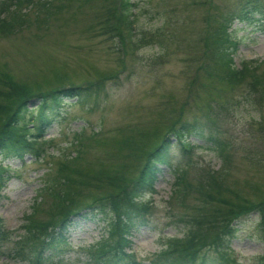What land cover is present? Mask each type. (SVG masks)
Returning <instances> with one entry per match:
<instances>
[{
	"label": "rangeland",
	"instance_id": "374dc122",
	"mask_svg": "<svg viewBox=\"0 0 264 264\" xmlns=\"http://www.w3.org/2000/svg\"><path fill=\"white\" fill-rule=\"evenodd\" d=\"M81 1H63L61 9L46 20L36 19L31 8L28 25L0 32L3 81L43 90L61 84L85 85L107 76V92L98 99L65 100L62 114L34 143L32 151L39 149L41 155L30 152L21 160H6L9 176L1 190L0 218L11 234L0 244V264H28L12 257L10 250L34 202L44 196L43 211L38 213L43 218L51 204L46 189L70 178L74 164L67 160L77 154L73 162L91 182L80 198L107 194L115 184V180L108 182L110 178L116 176L119 184L135 177L146 153L170 126L182 121L219 120V137L228 144V159L197 137L191 139L194 149L187 155L170 135L171 162L184 168V181L191 184V191L177 201L173 191L178 172L163 167L155 190L143 197L152 226L139 227L133 236L132 253L142 264H149L168 237L183 234V222H177V216H189L198 205L211 207L204 187L210 174H222L217 196L264 199V101L257 94L249 95L246 82L250 79H231L222 68L212 71L210 64L215 60L207 47L211 30L239 0H133L132 41L140 40L139 47L125 38L124 28L122 40L92 28L102 0H84L79 10ZM231 29L238 41L234 68L250 64L256 66V74H263L264 29L238 21ZM29 102L31 109L38 104L37 98ZM222 108L228 111L222 113ZM64 163L68 167L59 171ZM68 185L75 190L72 183ZM258 219V213L252 212L234 224L231 246L240 264H253L264 253V243L255 231ZM101 235L102 226L95 218L76 219L70 244L57 264H84Z\"/></svg>",
	"mask_w": 264,
	"mask_h": 264
},
{
	"label": "trees",
	"instance_id": "16d2710c",
	"mask_svg": "<svg viewBox=\"0 0 264 264\" xmlns=\"http://www.w3.org/2000/svg\"><path fill=\"white\" fill-rule=\"evenodd\" d=\"M63 1L65 0H2L0 32L14 31L28 25V12L31 8L36 19L41 17L46 20L53 12L61 9ZM83 2L84 0L77 5L79 10ZM134 6L133 0H102V9L95 15L92 28L112 37L120 36V40L123 39L124 28L127 32L125 38L128 37L131 42V13ZM235 21L264 29V0H239L236 7L223 15L222 20L211 30L207 46L215 60L210 64L211 69L215 72L222 68L231 79L237 81L250 79L246 82L249 95L257 94L263 102L264 73L256 74V66L250 64H243L240 69L233 66V55L238 43L231 29ZM139 41L133 40L132 45L139 46ZM144 41L142 38L141 42ZM98 78L85 85L61 84L43 90L37 85H13L0 79V86L3 87L0 88V101H3L0 102V199L5 173L4 162L13 158L20 160L25 154L32 152V143L62 114L66 99L96 100L102 93H106L104 85L107 76L103 80ZM32 98L38 100L34 109L29 108ZM227 111L222 108V113ZM218 122L215 118L195 119L170 126L168 132L146 153L135 177L118 184V178L114 176L108 181L110 183L115 180L111 192L93 196L89 194L84 200L80 198L81 190L91 185V182L77 168V163L73 162L78 158L76 154L73 160H67L74 164L69 168L70 178L66 176L50 186V189H46L51 204L44 217H38V213L43 211L42 195L32 205L31 212L24 217L23 232L14 241L10 255L28 264H45L49 261L57 264L60 262V255L70 244L69 234L75 227V220L95 218L102 226V235L89 249L84 264H141L132 253L133 236L139 227L152 226L153 220L147 212V204L143 203V197L155 190L154 186L163 167L178 172L173 191L177 201L181 202L191 191V184L184 181V168L173 166L171 162L173 145L170 135L175 136L177 145L187 155L192 154L194 149L191 139L197 137L206 143L210 142L212 146L209 147L215 149L227 162L228 144L219 137L221 131ZM30 126L33 129H29ZM31 131L34 134H30ZM33 153L41 155L38 150ZM225 161L223 165L226 167ZM67 167L66 163L60 164L59 171ZM223 169L221 171L226 170L224 167ZM221 177V172L214 176L210 174L204 186L207 192L206 203H211V207L198 205L189 216H177V222H183V234L168 237L162 248L149 260V264H240L231 246L235 236L234 224L252 212L258 213L255 231L258 239L264 243V199L240 201L215 195L220 192ZM68 182L74 185L75 190H69ZM215 186L218 188H214ZM171 215L175 214L171 212ZM10 234V231L4 230L0 218V244L9 240ZM253 264H264V253Z\"/></svg>",
	"mask_w": 264,
	"mask_h": 264
}]
</instances>
